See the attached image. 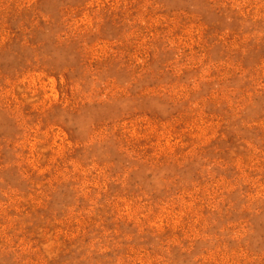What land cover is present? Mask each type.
Returning a JSON list of instances; mask_svg holds the SVG:
<instances>
[{
    "label": "rangeland",
    "instance_id": "obj_1",
    "mask_svg": "<svg viewBox=\"0 0 264 264\" xmlns=\"http://www.w3.org/2000/svg\"><path fill=\"white\" fill-rule=\"evenodd\" d=\"M0 264H264V0H0Z\"/></svg>",
    "mask_w": 264,
    "mask_h": 264
}]
</instances>
